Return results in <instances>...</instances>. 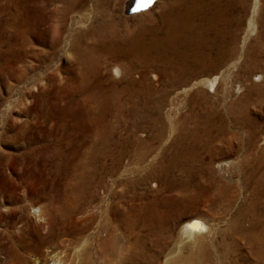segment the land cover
<instances>
[{"label": "rangeland", "instance_id": "1", "mask_svg": "<svg viewBox=\"0 0 264 264\" xmlns=\"http://www.w3.org/2000/svg\"><path fill=\"white\" fill-rule=\"evenodd\" d=\"M80 1L85 10V0ZM212 1L154 0L137 12L134 11L141 8L132 9L129 5L125 11L121 10L119 0L110 4L108 11L112 14V25L117 30L124 27L131 33L139 28L136 34L140 38L147 34L150 24L156 28L150 33L157 34L159 31L156 20L158 8L163 6L168 12L173 2L178 4L176 9L188 4L191 11L185 16L188 25L182 29L186 35L183 50L188 53L192 37L214 33L217 37L212 36L211 47H202L201 50L212 53L209 48L219 47L224 52L218 64L191 73L174 85L164 82L165 76L156 69L159 64L155 61L144 66L142 74L145 83L140 78L138 81L148 86L150 96L161 90L160 102L145 119L126 115L123 103L117 117L107 118L106 122L111 127L105 137L108 142L106 149L108 155L114 156V161L108 166L106 156L102 158L97 155L98 152L91 163L84 162L82 158L77 160V150L81 153L88 139L84 134L79 140L80 132L92 120L82 115L80 102L71 99L74 93L67 94L65 91L66 77L71 76L68 51L59 47L58 33L51 36L48 28L51 18L44 10L51 4L56 7L59 0H0V264H4L1 257L6 253V247L18 244L24 245L27 250L28 254L17 248L26 260L29 253H41L40 257H44L48 249L46 243L52 239L45 236V241L35 240V235L39 237L45 225L32 215L30 207L33 205L46 212L49 228H59L61 224L92 228L93 222H100L94 216L92 219L96 220L82 225V214L74 209L65 218H60L62 215L58 208L64 206L66 199L55 191L74 180H97L99 185H94L87 202L96 205L98 218L117 215L112 228H122L118 218L123 215L121 211L126 203L132 207L127 228H169L174 231L181 220L194 217L204 225L203 228L211 227L210 235L216 236L224 221L235 211L241 214L239 220L248 217V211L244 209L247 203L248 210L252 214H261L264 220V188H256L249 177L243 176L246 168H242L243 165L241 162L238 164L236 159L244 152L242 139L247 127L255 130V134H261L264 142V98L255 95L260 81L257 77L253 78L254 68L249 60L251 52L253 55L256 53V20L262 0ZM63 18L60 17L56 23V29L63 25ZM90 20L84 19L82 27L92 23ZM197 21L204 22V26L198 27L200 23ZM81 40L78 39L79 42ZM132 67L131 75L136 76L140 67L135 63ZM100 71L108 73L107 67ZM211 74L210 89L205 90L199 79ZM191 79L198 81L187 85ZM191 88H198L202 94H207L205 100L195 104L184 101V95ZM203 102H206L205 108L209 110L212 122L224 121L222 126L225 129L221 135H226L227 129L239 137L226 136L222 140L211 137L201 151L203 157L207 155L212 161L208 181L212 187L208 196L195 193L190 178L181 182L175 180L180 176L175 168L169 167L166 172L159 165V160L171 148L170 138L178 144L188 138V134L181 133L174 122L187 127L190 124L187 110L192 106L196 122L200 124ZM240 121L243 122L240 124ZM208 132L212 135L214 129L208 127ZM131 136L141 138L146 146L140 149L139 158L134 157ZM119 142L122 146L117 150ZM256 146L261 148L262 143L259 141ZM86 171L87 175H84ZM214 186L221 189L220 195H217ZM83 188L81 185L80 190ZM61 190L67 198L75 191L73 184ZM82 205L86 207L82 201L77 204L79 207ZM113 209L115 214L111 212ZM196 233L202 234L203 230L198 229ZM228 237V253L222 264H249L253 261L264 264V244L262 257L252 259L243 243H238L239 240L230 234Z\"/></svg>", "mask_w": 264, "mask_h": 264}, {"label": "bare ground", "instance_id": "2", "mask_svg": "<svg viewBox=\"0 0 264 264\" xmlns=\"http://www.w3.org/2000/svg\"><path fill=\"white\" fill-rule=\"evenodd\" d=\"M112 1L85 0L86 9L83 10V7L80 6V0H59L60 3L56 7L51 4L44 9L51 18V22L48 23L51 36L58 33L60 37L59 47L68 51L71 76H65V83L67 84L65 91L67 94L74 93L71 99L78 100L82 115L92 120L90 124L83 127L85 128L83 132L79 131L81 133L79 140H82L84 134L88 139L86 138L87 141L82 152L79 153L77 150L79 157L77 160L80 161V158H82L84 162L91 163L96 152H98L97 155L102 156V158L106 156L108 166L114 161V156L108 155L109 152L106 149L108 142H106L105 137H107L111 127L106 122L107 118L117 117L119 107L123 103L126 106V115L130 117L134 115L138 116L139 119H145L160 102L161 90H157L159 92L155 96H150V89L146 84H143L145 83L142 74L144 66L155 61L159 64L156 69L165 76L164 82L167 85H174L182 82L191 73L218 64L221 54L224 52L219 47L209 48L212 53L204 49L201 50L202 47H211V38L216 36L214 33L192 37V42L189 43L191 48L188 49V53L183 50L182 46L186 41V35L182 32V29L188 25L185 16L188 11H191L188 4H184L181 9H176L178 4L176 5L177 2H173L170 5L171 8H168V12L163 6L158 8L156 10V20L159 31L156 32L157 34L150 33L151 29H154V26L150 24L147 26V34L144 38H140L136 34V29L139 30V28L134 29L131 33V31H126L124 27L117 30L112 25V14L108 11ZM153 1L119 0L118 6H121V10L124 11L128 5L132 9L141 8L134 11L137 12L146 8ZM211 2L213 1L211 0ZM62 16L64 17L63 25L56 29L55 25ZM198 16L196 18L200 20ZM87 18L91 19L92 23L82 27L83 20H88ZM256 21L258 26L254 46L256 53L253 55L251 52L249 60L252 61L254 68V71H252L253 78L257 77L260 81L255 95L264 98V0L259 5ZM197 22L200 23L198 27L204 26V22ZM192 25L194 24L192 23ZM140 29L142 28L140 27ZM83 36H85L86 41ZM78 39H82L81 42ZM133 63L140 67L136 76L131 75ZM105 67H107L108 73L100 71L104 70ZM212 77L211 74L199 79L205 90L210 89ZM138 78L143 83L139 82ZM196 81L198 79H191L187 82V85ZM206 97L207 94H202L198 88H191L184 95V101L189 103L192 101L194 104L201 103ZM202 104L203 116L199 118L200 124L196 122L195 110L192 106L189 108L190 111L187 110L190 120L187 127H183L179 122H174L181 133L188 134V138L180 144L174 138H170L171 148L163 156V159L159 160V165L165 171L169 167L175 168L180 172H178L180 176L175 180L181 182L190 178L194 186V192L208 196L212 187L208 182L210 176L209 166L212 161L207 155L203 157L201 151L205 149V144L211 137L219 140L224 139L226 136L235 138L237 136V139L239 137L236 133L227 129L225 131L226 135H221V132L225 129L222 126L224 121L216 120L212 122V118L208 116L209 110L205 108L206 102ZM208 127L214 129L212 135L208 132ZM262 132L264 135V130ZM255 133V130L253 131L250 126L244 130L242 139L244 145L242 151L244 152L237 155L236 159L238 164L241 162L242 168H246L243 176L249 177L250 183L256 188H264V142L261 140V134ZM130 141L134 146V157L139 158L140 149L146 147L143 140L131 136ZM259 141L262 143L261 148L256 146ZM117 145L115 149L119 150L122 142ZM254 151L257 153L254 154ZM84 175H87V171L84 172ZM72 184L75 191L67 198L61 189H68ZM95 184H98L96 179L74 180L64 188L55 191V194L66 199L64 206L58 208L59 214L62 215L60 218L63 216L65 218L71 213V209H74V211L82 214V225H86L89 220H93L94 216L100 222H93L92 228H74L75 226L68 227V225L62 224L59 228H49V218L46 212L33 205L30 207L32 215L45 225V228H41L42 234L39 237L35 235V240L38 242L45 241V238L50 237L52 241L46 243L48 249L43 258L40 257L41 253L34 255L29 253L27 260L20 254L23 250L27 252L24 245L7 246L6 253L1 257L4 264H222V260L227 257L228 253L229 234L238 239V243H243L248 248L252 259L262 257L264 244L263 216L252 214L248 210L250 209L248 203L244 205V209L248 211V217L239 220L241 214L239 211H235L224 221L223 227L216 236L210 235L211 227L203 228L204 225L202 226V223L194 217L181 220L174 231L169 228H127L130 220L129 211L132 210L131 205L128 203L123 205L121 211L123 215L118 218L122 228H112L115 224L114 220H117V215L98 218L96 205L87 202ZM81 185L84 186L82 190H80ZM214 189L217 195H220L219 191L221 189L216 186H214ZM80 201L86 204V207H83V205L77 206ZM111 212L116 213L115 209ZM198 229H202L203 233H196ZM249 264H255V261Z\"/></svg>", "mask_w": 264, "mask_h": 264}]
</instances>
